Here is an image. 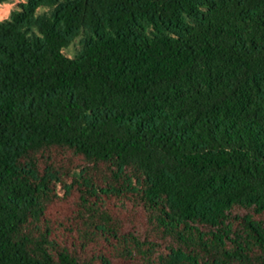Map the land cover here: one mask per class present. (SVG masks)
<instances>
[{
  "label": "trees",
  "instance_id": "16d2710c",
  "mask_svg": "<svg viewBox=\"0 0 264 264\" xmlns=\"http://www.w3.org/2000/svg\"><path fill=\"white\" fill-rule=\"evenodd\" d=\"M71 191L61 241L44 211ZM0 264H264V0L17 3Z\"/></svg>",
  "mask_w": 264,
  "mask_h": 264
},
{
  "label": "rangeland",
  "instance_id": "374dc122",
  "mask_svg": "<svg viewBox=\"0 0 264 264\" xmlns=\"http://www.w3.org/2000/svg\"><path fill=\"white\" fill-rule=\"evenodd\" d=\"M16 1L20 0H11L10 3H6L2 5L0 9V20L4 19L8 16L11 9L17 4ZM71 49V47H70ZM58 150H52L51 155L55 160H60L61 163L66 164L69 168H74L76 165L80 164V160L76 157H72L70 155H62ZM76 201V193L71 191L68 196H63L61 198H53L47 205L45 206V217L49 221L52 227V233L59 240L70 239L71 232L70 226L72 222V215L75 209L74 203ZM106 207L111 209L112 213L115 215H119L121 217V212L118 209L113 208L112 200H105ZM102 250L98 247H92L91 250ZM95 251V252H96Z\"/></svg>",
  "mask_w": 264,
  "mask_h": 264
},
{
  "label": "built area",
  "instance_id": "2783aa9c",
  "mask_svg": "<svg viewBox=\"0 0 264 264\" xmlns=\"http://www.w3.org/2000/svg\"><path fill=\"white\" fill-rule=\"evenodd\" d=\"M23 0H20V1H16L17 3H19V2H22ZM4 5V4H3ZM1 7H2V5H0V9H1Z\"/></svg>",
  "mask_w": 264,
  "mask_h": 264
}]
</instances>
